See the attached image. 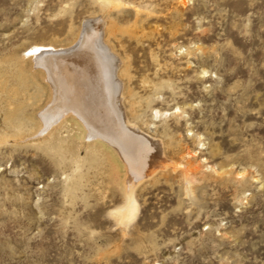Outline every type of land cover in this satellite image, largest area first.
<instances>
[{
  "label": "rangeland",
  "instance_id": "rangeland-1",
  "mask_svg": "<svg viewBox=\"0 0 264 264\" xmlns=\"http://www.w3.org/2000/svg\"><path fill=\"white\" fill-rule=\"evenodd\" d=\"M122 1L0 0V264H264V0ZM106 8L126 115L167 159L125 224L112 155L73 118L13 131L48 103L27 54Z\"/></svg>",
  "mask_w": 264,
  "mask_h": 264
},
{
  "label": "bare ground",
  "instance_id": "bare-ground-1",
  "mask_svg": "<svg viewBox=\"0 0 264 264\" xmlns=\"http://www.w3.org/2000/svg\"><path fill=\"white\" fill-rule=\"evenodd\" d=\"M100 2L113 7L126 3L122 0H100ZM107 13V19L104 16L96 17L85 23L71 45L57 48L39 44L34 48L39 49L38 52L32 50L27 54L26 59L31 68H34V72L42 81L41 88L45 86L48 90V103L47 100L44 102L47 106L42 108L39 115L37 114V124L35 123L34 127L16 121L13 131L14 135L18 136L28 132L33 134L37 129V133L48 130V136L53 137L54 132L63 127L67 115L73 118L84 138L93 139L108 148L112 155L124 200L122 204L113 208L111 213L119 223L125 224L136 215L138 207L134 197L136 185L145 177L153 175L157 168L167 166V159L161 141L142 132L126 115L122 104L126 85H123L118 77L123 60L110 46V39L117 37L118 31L110 21V12ZM124 67L121 68L126 69ZM131 110L134 113L137 111L133 108ZM74 128L76 129L77 126Z\"/></svg>",
  "mask_w": 264,
  "mask_h": 264
},
{
  "label": "snow or ice",
  "instance_id": "snow-or-ice-1",
  "mask_svg": "<svg viewBox=\"0 0 264 264\" xmlns=\"http://www.w3.org/2000/svg\"><path fill=\"white\" fill-rule=\"evenodd\" d=\"M33 51H34V52H38V51H39V49H33Z\"/></svg>",
  "mask_w": 264,
  "mask_h": 264
}]
</instances>
